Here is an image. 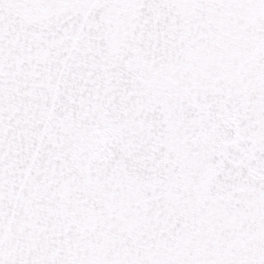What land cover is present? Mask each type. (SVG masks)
<instances>
[{"label": "snow or ice", "instance_id": "obj_1", "mask_svg": "<svg viewBox=\"0 0 264 264\" xmlns=\"http://www.w3.org/2000/svg\"><path fill=\"white\" fill-rule=\"evenodd\" d=\"M0 264H264V0H0Z\"/></svg>", "mask_w": 264, "mask_h": 264}]
</instances>
